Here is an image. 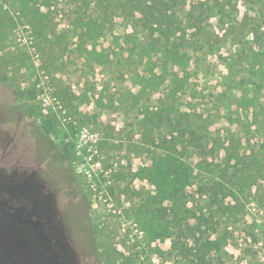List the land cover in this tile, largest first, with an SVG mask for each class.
I'll use <instances>...</instances> for the list:
<instances>
[{
  "label": "rangeland",
  "instance_id": "rangeland-1",
  "mask_svg": "<svg viewBox=\"0 0 264 264\" xmlns=\"http://www.w3.org/2000/svg\"><path fill=\"white\" fill-rule=\"evenodd\" d=\"M114 2L0 0V264H264V0H179L170 39ZM47 145L62 245L16 190Z\"/></svg>",
  "mask_w": 264,
  "mask_h": 264
},
{
  "label": "flooded vegetation",
  "instance_id": "flooded-vegetation-1",
  "mask_svg": "<svg viewBox=\"0 0 264 264\" xmlns=\"http://www.w3.org/2000/svg\"><path fill=\"white\" fill-rule=\"evenodd\" d=\"M15 104L17 105V100H15ZM25 131L19 128L18 125L13 127L12 134L7 135L4 140L3 155L7 153L13 155L18 148V140L13 143L11 149H9V146L15 140V136ZM39 141L43 143V140L40 138ZM55 155L54 149L47 145V150L44 153L37 149L32 158L15 156L13 166L16 167V171L20 176L16 182V190L20 193V197L23 196L22 199L26 206V212L30 211L39 217L41 222L40 227L50 232V235H48L50 238L52 237L51 243L55 239L58 245H62V238H59L66 231L60 230L59 222L63 211L64 209H69L74 204L80 205L81 200L76 199L77 193L72 194L70 191L68 180L69 167H66V162H61V159ZM58 175L63 177V181L56 179L55 176ZM30 181H36L37 187L34 183L31 187L29 185ZM54 183H60L61 187L54 188ZM51 232L53 235H51Z\"/></svg>",
  "mask_w": 264,
  "mask_h": 264
},
{
  "label": "trees",
  "instance_id": "trees-1",
  "mask_svg": "<svg viewBox=\"0 0 264 264\" xmlns=\"http://www.w3.org/2000/svg\"><path fill=\"white\" fill-rule=\"evenodd\" d=\"M114 8L119 11H137L142 16V20L145 24L156 27V31L160 35H164L170 39V37L176 32L175 26L180 24L182 25V20L178 19L180 17V13L178 12L179 7V0H115ZM188 14L187 18L195 21L196 17L200 21L202 19V15L198 14L195 15L194 11L189 8L186 10ZM87 23V27L85 28V33L88 35L90 33V23ZM163 36V37H164ZM165 56L172 59V61L177 64L183 65V56L184 53L180 50H173L171 47L166 49ZM161 103L162 99L159 100ZM148 119L150 120L151 124L149 125L152 128H155L156 123L155 120H158V123L166 122L171 124L172 126L173 121L171 119V114L169 111L165 110L164 108H157L155 111L151 110L148 114ZM144 127H147V124L144 123ZM191 172L187 170L185 176L186 179L189 180L191 178ZM186 193V192H185Z\"/></svg>",
  "mask_w": 264,
  "mask_h": 264
}]
</instances>
